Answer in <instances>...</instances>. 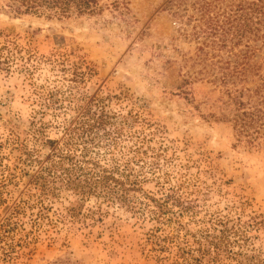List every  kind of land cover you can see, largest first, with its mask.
Returning a JSON list of instances; mask_svg holds the SVG:
<instances>
[{"label": "rangeland", "instance_id": "obj_1", "mask_svg": "<svg viewBox=\"0 0 264 264\" xmlns=\"http://www.w3.org/2000/svg\"><path fill=\"white\" fill-rule=\"evenodd\" d=\"M197 1L120 0L62 18L19 14L15 0H0V224L11 219L0 225V264H191L187 253L206 252L227 219L244 242L223 264H264V139L238 142L217 119L243 88L211 81ZM93 96L103 105L88 107ZM85 110L115 122L86 157L129 169L138 185L125 199L111 185L109 194L68 191L41 203L30 178L83 151L75 122ZM167 194L185 202L182 215L169 200L158 216L152 199Z\"/></svg>", "mask_w": 264, "mask_h": 264}, {"label": "trees", "instance_id": "obj_2", "mask_svg": "<svg viewBox=\"0 0 264 264\" xmlns=\"http://www.w3.org/2000/svg\"><path fill=\"white\" fill-rule=\"evenodd\" d=\"M15 1L19 3V14L62 18L95 15L102 13L109 5L117 7L122 4L120 0H113L110 4L109 0ZM195 4L198 11L194 19L195 26L203 28L201 33L205 34L199 47L200 56H204L201 62L205 63L208 60L206 66L209 67L211 81L224 86L230 83L235 86L241 84L243 88V95L236 99L229 94V106L232 104L229 116L223 115L217 119L230 124L238 142L246 140L254 144L261 138L264 139V0H198ZM248 82H255L254 87H246L245 83ZM243 96L246 99H243ZM93 103L102 106L103 98L93 96L88 107ZM86 111H82L75 122L78 126L76 130H79L82 137L83 151L80 154L70 153L62 156V165L59 168L52 170L41 167L30 178L29 187L37 189L42 199L41 203L43 198H60L68 191L82 196H89L95 192L109 194L111 185H115L121 199H125L138 185L136 181L129 179L131 175L129 169L120 170V165L102 166L86 157L91 145H99L96 139L100 138L101 129L115 125L106 110L94 113V116H90ZM123 125L119 123L117 128L123 131ZM147 126L151 127V124ZM139 139L142 145L147 140L146 135ZM80 162L86 165H79ZM130 171L133 169L130 168ZM115 172L119 174L118 177ZM152 200L158 209L159 217L169 208L167 205L169 200L179 207V214L182 215L187 209L185 202L172 194ZM28 204L26 206L19 204V221L22 220L23 213L31 208ZM38 214L42 216L41 213ZM10 221L11 219H6L0 225ZM175 222L176 229L185 228L179 221ZM216 224L220 235L206 237L209 245L206 252L202 253L201 249L197 248L190 250L187 253L189 256L187 260L191 264H223L227 259L236 260L242 254L240 248L243 247L244 237L239 231L237 220H218ZM192 236L195 244L202 242L204 238L201 230H197ZM236 245L238 250L234 249ZM208 255L210 259L208 263H204V257Z\"/></svg>", "mask_w": 264, "mask_h": 264}]
</instances>
